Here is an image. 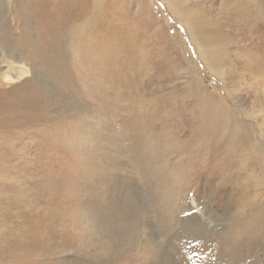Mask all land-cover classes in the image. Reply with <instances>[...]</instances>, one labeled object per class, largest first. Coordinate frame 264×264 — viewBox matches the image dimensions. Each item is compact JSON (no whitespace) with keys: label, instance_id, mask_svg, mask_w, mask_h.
<instances>
[{"label":"rangeland","instance_id":"374dc122","mask_svg":"<svg viewBox=\"0 0 264 264\" xmlns=\"http://www.w3.org/2000/svg\"><path fill=\"white\" fill-rule=\"evenodd\" d=\"M0 264H264V0H0Z\"/></svg>","mask_w":264,"mask_h":264}]
</instances>
